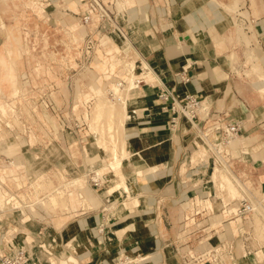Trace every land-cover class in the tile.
<instances>
[{
  "label": "crops",
  "instance_id": "crops-1",
  "mask_svg": "<svg viewBox=\"0 0 264 264\" xmlns=\"http://www.w3.org/2000/svg\"><path fill=\"white\" fill-rule=\"evenodd\" d=\"M142 1L125 0L131 6L123 9L128 13L127 20L130 22L128 29L136 37V42L137 37H140L139 41H144L143 37L148 33L147 43L137 44L140 55L149 62L143 61V65L149 67V70L143 72L147 82L140 87L129 85L130 80L127 81L125 89L119 90L124 94L125 112L122 108L116 107L113 119L115 121L113 133L121 157L120 171L125 184L129 187L131 197L124 196L122 188L119 192L107 194L106 190L120 181L119 175L110 166L113 156L109 147L104 149L97 145L108 151L107 159H104L98 150L86 152L83 146L79 151L74 150L72 134L67 133L62 141L59 133L63 135V132L49 130V136L42 135L48 140L43 142L44 144L37 141V147L34 144L37 137L32 131H29L26 141L24 138L21 139L20 133L12 136L0 128V151L16 154L15 160L20 158L26 165L29 185L26 188H30V193L24 194L22 198L25 201L28 199L29 203L31 198L33 199L31 202H36L40 200L37 194L46 191L51 196L42 203L46 204L49 210L54 211L58 208L63 212L69 209V212L62 213H67L65 215L67 220L56 227V233L59 243L68 241L79 252L74 253L75 258L70 255L66 260L60 259V264H118L116 255L119 253L125 255L126 264H186L182 257L185 248L199 250L204 247L205 243L198 242L192 246H185L183 241L179 240L184 217L187 220L186 224L196 223L198 226L209 224L205 218L195 217L189 202L186 201L188 198H205L210 195L213 207L218 211L223 199L230 195L228 191L223 193V196L216 195L212 178L195 176V171L191 175V169L202 166L206 168L205 164L207 166L210 164V157L208 162L204 160L188 165L191 159L189 158L191 155L188 154L195 142H198L197 129L182 116L176 124V130L171 129L170 112L162 108L164 103L158 98L159 84L179 96L185 94L197 96L206 103L210 111H220L227 119L237 122L240 128L238 133H241V136L257 133L258 138L254 141L257 144L253 145L252 149L249 148L250 144L247 141L230 150L227 149V144L225 152L228 155L222 153L224 157L222 163H227L231 169H235L236 165L242 166L243 171L237 173V177L260 190L264 188V178L259 175L253 177L260 170L258 166H264V150L261 149L264 147V79L251 83L234 76V71L229 69L231 55L237 60L235 66L239 69H243L244 60L249 56L258 67V72L264 74V0ZM140 2L142 3L138 4ZM65 7L69 8L68 5L61 4V9ZM235 7L245 13L237 22L241 26L239 31L231 23L229 13L225 10ZM25 8L27 6L24 0H0V29L6 34V40L0 45V120H6L8 125L5 126L10 128L18 122V115L11 119L8 115V112H16L14 105L16 101L8 102L2 98H16L19 93L22 94L23 86L18 81V76L25 88L36 89L43 82L55 84L61 75L55 60L57 51L23 50L17 30L8 27L11 24H27L30 21V17L25 18L22 14ZM61 9L57 7L49 17L55 19ZM64 13L67 14L66 11ZM33 18L36 21V15H33ZM70 29H73L72 26ZM121 35L115 39L107 35L101 38L103 44L109 43L108 54L120 50L119 40L124 39L131 43L124 33ZM113 57V55L108 57L111 62L103 60L98 64L106 78L120 75L115 68L116 62ZM131 62L134 63L133 60ZM126 74L122 73V77ZM72 79L73 76L70 81ZM115 85L116 83H113L111 88L106 89L108 97H110L108 91L116 92ZM89 89L91 93H86L84 98L86 103L91 98L95 101L100 97L98 95L104 94L98 85L90 84ZM110 98L111 101L116 98L119 100L115 96ZM66 99L67 104L74 103L73 96H67ZM84 100L82 101L85 103ZM107 103L116 106L113 102ZM89 114L88 109H85L86 119ZM93 120L92 116V126ZM91 130L97 132L93 128ZM58 142H65V151ZM230 142L233 147L238 144L239 138ZM92 143H99V133ZM40 146H45V150H41ZM206 151L208 156H213L207 149ZM244 151L254 152L249 156L248 153L244 154ZM78 152L80 158L75 155ZM197 152H194V156ZM236 153L240 156H236ZM85 156L88 161L96 163L94 170L90 169L89 163L86 164ZM53 158H58L65 170L72 167L75 171V165L79 164L84 178L81 180L74 175V181L78 182V187L85 193L77 195L81 198V206H77L78 208L74 207L71 210L69 208V202L75 206L77 199L67 183L63 184L65 189H61L59 185H52L51 175L47 172L50 169L48 161ZM99 160L106 163L101 164ZM35 168L38 170L34 173ZM57 170L53 176L64 177L62 171ZM91 173L97 176L107 174L102 192L97 193L92 187ZM248 174H251L250 179ZM67 177L72 178L73 175L67 172ZM22 178L21 174L1 175L2 182L8 179L16 188L24 186ZM124 199L135 200L137 203L129 206V202H125L126 207H122ZM12 200L11 194L0 188V209L12 207L15 204ZM95 202H99L98 206L97 204L91 206L95 205ZM16 208L23 210L22 205ZM220 215L224 217L220 213L215 217ZM213 216L210 217L212 224L209 226L215 227L218 234L224 229L230 245V248H222L223 263L264 264V244L257 240L255 243L259 249L251 254L250 239L245 238L248 234L251 237L253 232L255 239L264 236V232L261 235L257 233V222L254 223V231L247 226L241 233L231 232L219 222L215 225ZM31 221L33 223L34 219ZM96 227L99 231L106 229L104 237L109 240L92 237L94 240L91 241V234L95 232ZM8 236L7 246L16 250H28L27 258H30L27 261L24 259L23 264H38L39 260L36 258L40 259L39 257L43 258L46 264L53 262L50 249L45 243L38 245V241L36 242L27 230H20L18 235ZM95 240L97 242L93 244ZM209 243L217 244V238L214 236ZM36 244L40 247L37 254L32 251ZM91 245L93 249H97L98 256L94 259L89 256ZM15 249L12 254L15 253ZM246 250L250 253H246Z\"/></svg>",
  "mask_w": 264,
  "mask_h": 264
},
{
  "label": "rangeland",
  "instance_id": "rangeland-1",
  "mask_svg": "<svg viewBox=\"0 0 264 264\" xmlns=\"http://www.w3.org/2000/svg\"><path fill=\"white\" fill-rule=\"evenodd\" d=\"M15 1V0H11ZM50 0H24L26 3L27 8H25L22 12V14L25 16V18L30 17V21L28 23H21V24H11L8 27L15 28L20 36V44L21 49L23 50H36V51H57V58L55 60L57 61V66L59 69V73L61 74L58 79L56 80V83L51 85L48 82H43L41 86L39 85L36 89L34 88H25L23 83L21 82V79L18 81L23 86L22 94L19 93V95L16 98L13 97H3L2 100L4 101H12L15 100L14 103L16 112H8L9 119L12 117L18 115V122L14 123L13 128L6 127L5 125H8V122L4 119L0 120V128L5 129V133L10 135L19 134L22 136L21 139H25L27 141L29 134V131H32L36 135V140L34 141V144L37 145V141L46 142L48 139L42 135L46 134L49 136L50 132L49 130L55 131L58 130L59 132H63V135L59 133L60 138L62 141H64V138H66V134L69 135L72 134V143H74V150H81L79 149L81 146H83L84 150L86 152H92L95 150H98L102 156H104V159H107V153L108 151L102 150V148H110V153L116 146V141L114 137L113 130L115 129V121L111 122V128L112 132L110 130L108 131V118H106V115L102 116L98 122L99 126H92V116L94 114V98H91L87 103L84 100L86 93H91L89 89L90 84L98 85L104 94L98 95L102 97L103 101L106 102H113L115 103V107H119L121 105V100H117V98L113 101H111V98L108 97L106 89L111 87L114 78H106V74H104L100 69L98 68V64H100L103 60L110 61L108 57L110 58L111 55H113V60L116 62L117 71L120 75L127 70L129 71L130 68L135 66V70L138 71V66L143 63V61L148 62L147 58L143 59V56L140 55V50L138 49L137 44H142V42L147 43L148 33L145 34L143 38H145L144 41H139L140 37L133 36V33L128 29V25H130V22L127 20L128 13L125 12L123 9H125L131 5L127 4L125 0H114L113 9L111 8V16L112 20L108 22L107 20L103 22L104 25H106V30H102L97 25V22L95 24H85L83 23L81 19V11L78 14H74L70 11H67L66 8L61 9V4L65 2L66 5L69 6V8L75 12H78V10L83 7L81 4H78L74 0H51V3H49ZM142 2H145L143 0ZM142 2L138 3L141 4ZM55 3V6H57L60 11H58L57 17L52 19L50 16L51 12H54L57 7H55L53 4ZM116 5V6H115ZM229 13V18L231 19V23L237 28V30H241V26L239 25V18H242L245 13L240 12V9L235 8H227L225 9ZM64 11L67 12V14L64 13ZM129 11V10H127ZM33 15H36V21L33 18ZM26 22V20H25ZM36 22V23H35ZM102 24V21L100 22ZM70 26H72V30L70 29ZM98 26V27H97ZM142 26H139V28ZM145 29V28H144ZM145 31V30H144ZM122 33L129 38L131 43L129 44L126 40L122 39L119 43L120 50L116 52H113L112 54H108L107 49L109 47V43L103 44L102 43V37L104 35H107L109 37L118 38L121 37ZM87 34V36H85ZM105 39V38H104ZM6 40V34L3 30L0 29V45ZM135 40V41H134ZM234 56L231 55L229 58V69L233 70V75L240 78L247 80L251 83L258 82L259 80L264 79V74L258 72V67L254 65V62L252 58L247 56L244 60V67L243 69H239L235 66V61L233 58ZM51 59H54V57H51ZM134 61L131 62V61ZM104 63L106 64V62ZM141 62V63H140ZM149 63V62H148ZM126 64V67H125ZM133 65V66H132ZM44 75V74H43ZM49 75V74H47ZM231 75V74H229ZM68 76V79L66 80V77ZM71 76H73V79L70 81ZM126 77V76H125ZM30 80V79H29ZM32 80V79H31ZM68 81V82H67ZM146 81V80H145ZM33 82V81H32ZM31 82V83H32ZM147 82V81H146ZM144 83V82H143ZM141 83V84H143ZM141 87V86H140ZM160 88V86L158 87ZM24 92V93H23ZM119 92V91H118ZM161 91H157V94ZM118 94V93H117ZM120 97L122 100L124 95L119 92ZM68 97H74V103L73 104H67L66 98ZM117 96V95H116ZM200 96V95H199ZM126 97V96H125ZM84 100L85 103L82 101ZM161 100V99H160ZM82 101V102H81ZM94 101V103H93ZM204 102V101H203ZM84 103V104H83ZM204 104H206L204 102ZM92 107V108H91ZM85 109H88L89 116L86 119L84 117V111ZM120 112V109H119ZM91 118V123H90ZM106 118V121H105ZM90 124V125H89ZM93 128L97 132H93L91 128ZM107 127V128H106ZM23 130V131H22ZM25 130V131H24ZM108 132V133H107ZM99 133V143L94 144L92 141H94ZM241 133H238L235 135L231 140L235 138H239V142L237 145L233 146L231 145V140L228 143L227 149H233L236 146H240L244 141L249 142L250 146L249 148L252 149L253 145H256L257 142H254L258 137L257 133H253L252 135H245L241 136ZM62 135V136H61ZM113 136V137H111ZM113 139V140H112ZM264 140V138H263ZM115 141V144H114ZM244 142V143H245ZM113 143V145H112ZM195 142L193 147L191 148L189 152V156L191 155V158L188 165H194L196 162H203L204 160H208L210 157V164L207 166L205 164L204 168H198V169H191V175L195 171V176H203L205 178L213 179V182L215 184V194L219 196H223V193H227L228 189L226 185H222L221 181V174L226 175L230 178V181H232L233 186L235 187L236 193L234 195L229 196L230 200H233L230 202L229 206L235 207L238 203L236 199H239L241 197V183L244 184L243 186L248 187L250 190L255 192V194H261V192H264L263 190H257L258 187L255 185L249 183L246 180H241L237 177V173H241L243 171V167L236 165L235 169H231L227 163H222V165H219L217 162V159L214 156H208L207 151L205 148H203L200 143ZM3 144V141L1 142ZM58 144L65 149V142H58ZM99 145V146H97ZM38 147V145H37ZM117 147V146H116ZM41 150H45V146L39 147ZM245 149V148H244ZM264 150V147L261 148ZM255 150V149H253ZM65 151V150H64ZM198 151L195 153L194 152ZM254 152V151H252ZM251 153H248L247 151H244V154H247L250 156ZM210 154V153H209ZM76 156L79 158L80 153H76ZM87 155V153H86ZM193 155V158H192ZM236 156H240L236 153ZM187 157V158H188ZM252 158V157H250ZM16 154H7L4 151H0V188L4 189L8 193L11 194L13 197L12 202L15 204L12 205L10 208H6L5 210L0 209V260H3L6 255L12 254L14 251V247L7 246L6 239L9 237L8 235L15 234L18 235L20 230H27L32 236L35 238L36 242L38 241V245L41 243H45V245L50 249V255L53 258V262H49L50 264H60V259L66 260L68 256H73L75 258L74 253H78L79 250L75 248V246L72 243H69L68 241H64L59 243V238L56 233V227L62 225L66 220L67 217L66 214H62L68 211H63L61 209L56 208L54 211L49 210L48 206L46 204L42 203V201L49 196L48 192L43 191L39 192L37 194V197H39L40 200L36 202H31L33 199L31 198V201L29 203L28 199L25 201V199L22 198L24 194L30 193V188H26L29 186L27 176L26 174V165L21 162L20 158H17L19 162L16 160ZM224 159V157H223ZM15 160V161H14ZM80 160V159H79ZM78 160V161H79ZM86 164H90V169L94 170V167H96V163H92L87 160V156H85ZM14 161V162H13ZM107 161V160H106ZM49 167L50 169L47 172L49 175H51L52 185H59L61 189H65L64 183H67L69 186L71 192L74 194V196L77 199V204L74 206L71 202H69V208L70 210L72 208H76L77 206H81V198H78L82 190L78 187V182L74 181V175L79 178L83 179V174L81 173V170L79 169L80 166L75 165L76 170H72L71 168L63 169L61 167L60 161L58 158L50 159L49 161ZM99 163L105 164V161H98ZM208 162V161H207ZM221 162H224V160H221ZM264 163V162H263ZM78 167V168H77ZM216 167V168H215ZM260 169L256 174H254L253 177H256L257 175L264 178V166H258ZM262 167V168H261ZM60 169L62 173L64 174V177L56 178L53 176L55 172H57ZM201 169V170H200ZM215 169V170H214ZM218 169V171H217ZM38 169H34V173ZM233 170V171H232ZM190 171V170H188ZM214 171V172H213ZM222 171V173H221ZM67 172L71 173L73 175L72 178L67 177ZM198 172V173H197ZM215 173V175L212 174ZM224 172V173H223ZM21 174L23 175V181H22V187L16 188L12 182L8 179H6L4 182L1 180V175H9V174ZM96 173V172H95ZM95 173H91V183L92 187H94V190L98 192H102L105 187V178H107V174H104L103 176H97ZM220 173V174H219ZM215 176V177H212ZM219 175V176H218ZM251 174H248V179H250ZM114 178V177H113ZM215 178V179H214ZM98 179L99 181H97ZM247 179V178H246ZM59 180V181H58ZM104 180V181H103ZM74 181V182H73ZM76 182V183H75ZM100 182L99 184H97ZM87 183V182H86ZM97 184V185H94ZM85 186V185H84ZM221 186V187H220ZM224 186V187H223ZM226 186V187H225ZM242 186V188H243ZM86 187V186H85ZM87 189V188H86ZM120 189V188H119ZM227 189V190H226ZM88 190V189H87ZM89 191V190H88ZM91 192V191H90ZM124 196H126L125 193H123ZM78 195V196H77ZM258 196V195H257ZM85 197V196H84ZM195 199V198H194ZM124 203L129 202L126 199L123 201ZM186 202H189L191 206L190 198ZM95 205L91 206H98L99 202H95ZM23 206V210L16 208V206ZM203 206H211L209 201H205ZM78 208V207H77ZM192 208V206H191ZM36 212L33 214V212ZM76 212V211H74ZM184 214L185 210L182 211ZM220 213L219 211L214 212V214ZM70 214V213H68ZM215 215V216H216ZM183 216V215H182ZM209 216V215H208ZM210 216H213V214H210ZM209 216V217H210ZM213 216V220H215V225L218 224V222L226 228V230H232L235 231L236 223H227L224 221V218L222 219V216ZM184 217V216H183ZM207 218V217H205ZM255 218V219H254ZM31 219H34V222L32 223ZM210 219V218H209ZM208 219V222H209ZM222 219V222L220 221ZM258 219L255 216H251V222L243 221L241 222V231L245 230L247 226H251V229L255 230V220ZM185 217L182 220V226L180 232L183 233V230L185 228V232L182 234V236L179 238L181 241H185L186 245H193L195 243H199L204 238H206L209 234L208 230L210 228L209 224L202 226L201 228L195 227L193 224H186ZM211 223V222H209ZM212 224V223H211ZM257 233L259 235L264 232V225L260 223V221L257 220ZM230 226V227H229ZM107 228V227H106ZM210 231V230H209ZM106 233V229L99 231L98 227L95 228V232L91 234V241L94 240V238H99L101 240L108 238L104 237V234ZM211 233V231H210ZM7 235V236H6ZM64 235V234H62ZM210 235V234H209ZM254 232L251 235L250 238V244H251V254L255 252L257 249V243H255L257 240L260 241L262 244H264V236L260 238H254ZM23 237V236H22ZM94 237V238H92ZM22 240V239H21ZM187 240V242H186ZM95 240L93 242L96 243ZM38 245L36 244L34 248H32V251H34L37 254V251L39 250ZM93 246L91 245L89 249V256L93 259L96 258L97 255V249H93ZM188 249L185 248V250ZM193 251H197L193 248H191ZM22 251L21 262L29 260L27 258L28 250L26 249H15V252ZM255 256V255H253ZM40 259L36 258V260H39L38 264H46L44 262V259L39 257ZM117 263L121 261V264L125 263L127 260L125 259V255L118 254L116 255ZM131 259V257H129ZM135 261V259H133ZM260 260V259H259ZM125 261V262H124ZM138 262V261H135ZM186 264H193V262L189 263L187 260H184ZM72 263V262H69ZM132 263V262H131ZM23 264V263H21ZM126 264V263H125ZM130 264V263H129ZM198 264V263H197ZM206 264V263H205Z\"/></svg>",
  "mask_w": 264,
  "mask_h": 264
},
{
  "label": "built area",
  "instance_id": "built-area-1",
  "mask_svg": "<svg viewBox=\"0 0 264 264\" xmlns=\"http://www.w3.org/2000/svg\"><path fill=\"white\" fill-rule=\"evenodd\" d=\"M74 1L83 6L80 10V15L83 23L95 24V22H97V25L100 29L104 31L106 30V25H104L103 22L106 20L110 22L112 20L111 8L113 9L114 0ZM49 3H51V0L49 1ZM63 4H65V2H63ZM53 5L55 6V3ZM66 10L74 14L79 13L71 10L70 8H66ZM101 21L102 24H100ZM85 36H87V34ZM140 65L138 66V71L135 70L136 67L134 66L135 74L132 80L135 86H140L143 82L145 83L143 69ZM124 73L128 72H126L125 70L123 74ZM122 76L123 75L116 74L113 77V83H116L121 89L124 88L127 84L125 77ZM159 85V91L161 92L158 93V96L159 99H161V101L164 103V106L162 108L167 109L170 112L169 125L171 126V129L173 131L176 130V124L178 123V120L181 116L188 119L191 122L192 126L197 129L196 138L198 143H200L202 147L206 148L217 159V162L222 165V153L224 152V154L228 155V153L225 152V146L240 131L239 124L235 121L227 119L225 114L220 111H210V109L204 104V102L193 94H185L184 96H179L172 90L167 89L165 86L162 85L161 87V84ZM108 94L110 95V97H112L111 91H108ZM241 185L243 186L244 184L241 183ZM242 186H240L241 197L239 199H236V201H238L237 205L231 208L229 204L233 200H230L229 197H227V199H223L222 205L218 210L220 214H223V216L225 217H223L224 221L229 224L236 223L237 226H235V231L233 232L240 231V233L242 232V220L251 222V216H255L256 218H258L260 223L264 225V192H261V194H255V192L250 190L248 187L243 186L242 188ZM257 190L260 189L257 188ZM190 201L192 206V213H194L195 217H199L200 219L207 217L205 219L208 220L211 217L210 214H214V212H216L213 207L210 195L206 196L205 198H193L190 199ZM205 201H209L211 206H203ZM191 224H193L197 228H201L202 226L207 225V223L203 224L202 226H198L196 223ZM209 230L211 231V233ZM209 230L208 232L210 235L208 234L206 238L199 242V244L205 243L204 247L197 251H193L191 248L184 250L182 252V257L184 258V260H187L189 263L193 262V264H225L221 260V253L223 250L222 248H230L228 239L224 233L225 230H221L219 234L215 227H210ZM184 232L185 228L183 230V233ZM183 233H181V236ZM214 236L217 238V244L212 245L209 242ZM245 238L250 239L251 237L248 234ZM183 244H185V241L183 242ZM246 253L250 252L246 250ZM20 254H22V251H17L13 254L6 255L3 260H0V264H21L22 256H20Z\"/></svg>",
  "mask_w": 264,
  "mask_h": 264
},
{
  "label": "bare ground",
  "instance_id": "bare-ground-1",
  "mask_svg": "<svg viewBox=\"0 0 264 264\" xmlns=\"http://www.w3.org/2000/svg\"><path fill=\"white\" fill-rule=\"evenodd\" d=\"M147 65V64H146ZM133 66V65H132ZM142 68H143V72H146V70H149L146 66H144L143 65V63L140 65ZM133 70V71H132ZM134 66L132 67V68H130L129 69V71H128V73L126 74V77H125V80H126V82L128 81V80H130V83H129V85H131V84H133V77H134ZM127 85V84H126ZM116 87H115V90H116V92H114V93H112V96H115V97H118V99L119 100H121L120 102H121V105L119 106V108H122V111L123 112H125V100H122L121 99V97H120V94H119V90L121 89L117 84L115 85ZM135 86V85H134ZM126 87V86H125ZM125 87H124V89H125ZM123 89V88H122ZM118 93V94H117ZM121 94L122 95H124L122 92H121ZM117 95V96H116ZM123 98H124V96H123ZM158 98H159V96H158ZM115 113H116V107L112 104H110V103H107L106 101H103V99H102V97H98L97 99H96V101H95V103H94V114H93V117H94V120H93V125L96 127V126H99L98 125V122H100L98 119L99 118H101L102 116H103V114H105L106 115V118H108V131L110 130V132L109 133H111L112 132V130H111V125H113L114 124V122H113V119H114V117H115ZM106 118H105V121H106ZM111 122H113V124H111ZM106 127V128H107ZM109 127H111L110 129H109ZM108 133V132H107ZM111 137H113V136H111ZM114 138V137H113ZM113 140V139H112ZM114 144H115V141H114ZM112 145H113V143H112ZM117 146V145H116ZM114 147V148H112L113 150L111 151V155L113 156V160L111 161V163H110V166L112 167V169H113V171H115L116 172V174H118L119 175V177L118 178H120V181L118 182V183H116L115 185H113V186H111L110 188H108V190H106L107 191V194H111V193H113V192H116V191H118L119 192V188H122L123 190V193H125L126 194V196H128V197H131L129 194H130V190H129V187L127 186V184H125V182H124V180H123V175H122V173H121V169H120V159H121V157H120V155H119V151H118V149H117V147ZM122 147V146H121ZM217 171H218V169H217ZM216 173V172H215ZM215 173H213V175H215ZM221 173H222V171H221ZM224 173V172H223ZM217 174V173H216ZM220 174V173H219ZM216 176V175H215ZM215 176H213V177H215ZM219 176V175H218ZM221 177V183H222V185H226L227 186V189H228V192H229V195L231 194V196L232 195H234L235 193H236V189H235V187L233 186V182L232 181H230V178L229 177H227V174L226 175H224V174H221L220 175ZM217 177V176H216ZM215 179V178H214ZM225 186V187H226ZM221 187V186H220ZM224 187V186H223ZM226 189V190H227ZM131 203H130V205H132V204H136L137 203V201H135V200H132V201H130ZM139 203V202H138ZM129 205V206H130ZM121 206L122 207H126V203H124V202H122L121 203ZM257 220L258 219H256V222H257ZM259 221V220H258ZM19 251V250H18Z\"/></svg>",
  "mask_w": 264,
  "mask_h": 264
}]
</instances>
